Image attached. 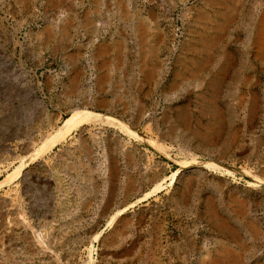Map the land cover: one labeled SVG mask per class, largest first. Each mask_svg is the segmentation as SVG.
<instances>
[{"label": "rangeland", "instance_id": "obj_1", "mask_svg": "<svg viewBox=\"0 0 264 264\" xmlns=\"http://www.w3.org/2000/svg\"><path fill=\"white\" fill-rule=\"evenodd\" d=\"M263 11L0 0V182L74 109L129 130L83 124L0 185V264H264Z\"/></svg>", "mask_w": 264, "mask_h": 264}, {"label": "bare ground", "instance_id": "obj_2", "mask_svg": "<svg viewBox=\"0 0 264 264\" xmlns=\"http://www.w3.org/2000/svg\"><path fill=\"white\" fill-rule=\"evenodd\" d=\"M259 26L260 27V32H259V42H263L264 41V11L261 15L260 18V22ZM257 35V36H258ZM262 45V44H261ZM264 45V44H263ZM259 46V45H258ZM264 47V46H263ZM101 49V48H100ZM260 49V48H259ZM71 115L64 121L62 122V124L60 126H57V129L55 131H53L52 133H50L45 142L43 143V145L41 146V148H39L32 156L31 158H26V159H22L20 161L19 166H17V168L13 171L12 174H8L7 177L2 180L0 182V185L8 182L9 180H11V176L13 177V174H17V172L20 170V168L22 166H24V164H26L27 162H30V160H33L39 156H43L44 154H46L47 152H49L55 145L61 143L62 141H64L68 136H70L71 132L75 129H77L78 127L82 126L83 124H91V125H104V124H108L111 126H115V127H120L121 129H123L124 131L129 132V130L127 129V125L123 124L121 122V120H118L115 117H110L107 116L105 114H99V113H95L93 111H89V110H80V109H74L72 110V113H70ZM54 130V128H53ZM139 137V136H138ZM151 144L156 147V149H158L161 152H164L166 150V148L164 147V145H160L157 144V142H151ZM183 165H199L198 160L196 159V157H191L189 161H185L182 163ZM205 166L207 167H218L219 165L214 164L212 162H207L204 163ZM255 178V182L257 184H264V179L263 178H259V177H254ZM163 181H160L159 183L155 184L154 187L151 189V191L143 194V196L136 201L139 202L143 199L148 198L150 195L156 193L157 191L160 190L161 185L163 184ZM119 209L117 210L109 219L108 224L111 225L112 222L114 220H116L117 216H119L120 214H122L125 209ZM116 218V219H115ZM108 221V220H107ZM115 223V222H114ZM113 225V224H112ZM111 225V226H112ZM100 233L94 235L93 237V241L99 239Z\"/></svg>", "mask_w": 264, "mask_h": 264}, {"label": "crops", "instance_id": "obj_3", "mask_svg": "<svg viewBox=\"0 0 264 264\" xmlns=\"http://www.w3.org/2000/svg\"><path fill=\"white\" fill-rule=\"evenodd\" d=\"M30 169H33V167L27 166L26 168H24L22 171V175H26L28 173V170L30 171ZM48 170L49 168H46V171ZM19 182L23 184V180H19ZM29 182L31 186H33L34 188H37V192H35L36 194H40L41 190L46 191L49 194H53L55 196L59 194V181L57 179H54L48 176L42 177L41 175H39L38 178L36 179H30ZM124 204H125L124 201H122L118 205L120 207H117V208L119 209L124 208V207H121V206H124ZM53 210L56 213L57 211H59V207L55 206L53 207ZM87 210H89V208H87ZM80 211H84V209H81ZM134 227L137 228L136 225Z\"/></svg>", "mask_w": 264, "mask_h": 264}, {"label": "water", "instance_id": "obj_4", "mask_svg": "<svg viewBox=\"0 0 264 264\" xmlns=\"http://www.w3.org/2000/svg\"><path fill=\"white\" fill-rule=\"evenodd\" d=\"M157 102H158V101H156V100H153V101H152L153 104H156ZM29 164H30V163H27L26 167H27ZM196 167H198V165H196ZM24 168H25V167H24Z\"/></svg>", "mask_w": 264, "mask_h": 264}]
</instances>
